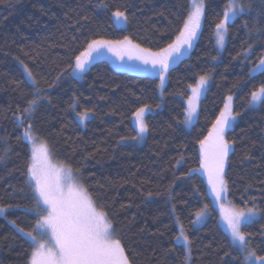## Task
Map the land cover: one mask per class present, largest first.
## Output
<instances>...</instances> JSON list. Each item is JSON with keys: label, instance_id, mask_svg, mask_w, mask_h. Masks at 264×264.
Masks as SVG:
<instances>
[{"label": "trees", "instance_id": "1", "mask_svg": "<svg viewBox=\"0 0 264 264\" xmlns=\"http://www.w3.org/2000/svg\"><path fill=\"white\" fill-rule=\"evenodd\" d=\"M204 3L197 38L188 55L169 68L160 92L158 79L138 68L129 73L98 60L76 78L69 61L97 36H128L153 50L164 47L183 26L191 0H0V206L7 209L0 215V264H26L29 242L9 222L25 231L35 222L26 214L34 204L26 175L30 149L13 116L33 93L24 70L42 89L56 85L46 96L51 103L40 105L31 121L33 134L47 141L56 161L78 169L80 182L108 206L137 264H181L187 250L175 239L180 224L192 240L196 264H221V259L239 264L209 196L199 141L231 95L240 115L225 133L230 144L235 141L225 165L227 200L238 208L255 204L264 217V108L248 103L264 83V73H251L264 57V0H241L245 12L229 22L221 53L215 24L227 0ZM117 8L127 10L124 28L111 18ZM201 75L210 82L195 123L187 128L186 99ZM145 104L152 111L145 116L144 142L122 140L136 134L132 114ZM85 110L90 116L82 127L75 114ZM205 205L207 219L195 227V213ZM262 230L260 218L244 228L258 255L264 254Z\"/></svg>", "mask_w": 264, "mask_h": 264}, {"label": "snow or ice", "instance_id": "2", "mask_svg": "<svg viewBox=\"0 0 264 264\" xmlns=\"http://www.w3.org/2000/svg\"><path fill=\"white\" fill-rule=\"evenodd\" d=\"M103 6L107 7V5ZM205 9L204 0H193L191 10L183 21V26L178 29L175 39L156 50L144 47L128 36L119 40L105 39L103 36L92 38L86 41L83 50L73 54L69 61V69L74 74L84 73L91 61L103 55L106 50L123 62L122 66L128 69H136L140 65L151 66L163 85L171 63L179 60L183 55L182 50L185 47L191 48L197 38ZM244 12L245 6L241 0H227L222 18L215 24L218 46L224 47L229 22L234 21ZM111 18L117 26L123 27L128 22L127 10L117 8L111 12ZM245 26H248L247 21ZM250 52L251 45L248 47V53ZM248 53L245 55L247 56ZM132 61H138L139 65L129 63ZM257 72L264 73V57H261L256 67L251 69L253 75ZM27 75L33 93L31 98H24V106L18 105L19 114L14 113L13 116L16 126L24 128L21 139L31 142L30 162L27 165L26 175L29 177L34 204L32 208L26 210V214L34 216L35 222L29 231L19 227L15 220L9 222L17 233L26 237L29 242L31 252L26 264H137V257L117 233L108 206L100 202V198L94 196L93 192L80 182L76 174L78 169H74L71 164L56 161L47 141L40 140L33 134L36 130L31 121L40 105L51 103L46 96H50V89L56 85L49 84L48 89H42L31 71H28ZM60 78L57 77V81ZM207 83L208 77L201 75L196 85L190 86L192 94L188 99L187 114L183 123L191 125L196 118L197 104ZM232 99L231 95L227 97L207 136L199 141L200 166L207 175L211 194L219 205L221 219L230 236V246L240 255L239 264H264V254H257L251 246V234L244 231L245 227L264 217L259 216L255 204L252 207L238 208L227 200L228 183L225 179V165L235 141L230 144L225 133L240 115L234 111ZM248 103L250 107L259 105L264 108V83L251 92ZM150 111L151 106L147 104L137 107L132 114L136 134L121 139L143 140L145 134L149 132L145 116ZM87 115V110L79 114L81 120ZM3 159L4 157H0V161ZM151 195L152 193H149V196ZM245 203L247 205V202ZM207 207L205 205L195 213L196 219L193 224H199L206 218ZM6 211L5 207L0 206V215ZM175 239L177 242L182 239L187 250L181 264H189V262L196 264L192 259V240L185 233L182 224ZM228 255L229 253L225 252V256ZM221 264H229V262L221 259Z\"/></svg>", "mask_w": 264, "mask_h": 264}, {"label": "rangeland", "instance_id": "3", "mask_svg": "<svg viewBox=\"0 0 264 264\" xmlns=\"http://www.w3.org/2000/svg\"><path fill=\"white\" fill-rule=\"evenodd\" d=\"M192 3H193V0H191V7H192ZM113 22H114L115 26L118 27V28H124V27H125V25H124L123 27L117 26V24L115 23L114 20H113ZM201 22H202V19H201ZM199 30H200V28H199ZM199 30H198V32H199ZM198 32H197V35H198ZM194 41H195V40H194ZM194 41H193V43H192V46H193V44H194ZM225 43H226V38H225ZM225 43H224V46H225ZM191 48H192V47H191ZM191 48H187V47H185V49L182 50V51H183V55L180 57V59H182L183 57H186V56L188 55V53L190 52ZM217 49H218V52L221 53V52L223 51L224 47L221 48L220 46L217 45ZM180 59H179V60H180ZM98 60H106V61L109 62L114 68H116V69L119 70V71H125V72H129V73H137V71H136L135 69H128L126 66H122L123 62L119 61L116 57H114L111 53H108L106 50L104 51V54H103V55L96 57L95 59H93V60L91 61V63H93V62H95V61H98ZM179 60H174V61L171 63V66L175 65ZM91 63H90V64H91ZM129 63H134V64L139 65V62H138V61H132V62H129ZM90 64H89V65H90ZM171 66H170V67H171ZM87 67H88V66H87ZM86 69H87V68H86ZM138 70L142 72L141 74H146V75H150V76L156 77V78L158 79V81H159V91L162 92L163 86H164L165 81H166L167 74H166V76H165V80H164L163 85H161V81H160L159 77H158V76L152 71L151 66H147V67H145V66H143V65H140V66L138 67ZM24 73H25L26 78L28 79L27 71L24 70ZM82 74H83V73L74 74V73H72V72L70 71V75L73 76V77H76V78H80V77L82 76ZM28 80H29V79H28ZM198 80H199V79H198ZM197 82H198V81H197ZM197 82H196V83H197ZM209 82H210V79L208 78V83H207L205 89H204L203 92H202V95H201V97H200V99H199V102H200L201 98L204 96V94H205V92H206V90H207V88H208ZM195 85H196V84H195ZM195 85H194V86H195ZM191 94H192V93H191V88H190V89H189V95H188V98L186 99V109H187V107H188V99H189V97L191 96ZM199 102H198V104H197V113H198ZM231 104H232V101H231ZM151 111H152V109H151ZM151 111H150V112H151ZM148 113H149V112H148ZM79 114H80V113H76V114H75V117H76L77 121L79 122V124H80L82 127H84V125H85V121L88 119V117L90 116V114L88 113L87 117H86L85 119H83V120H81ZM186 114H187V113H186ZM196 118H197V116H196ZM196 118L193 120V122H192L191 125H188V124H185V123H184L185 126H186L187 128H190V127L195 123ZM131 123H132V125H133V127H134L133 116H132V119H131ZM231 126H232V124H231ZM145 136H146V134H145ZM145 136H144V139H143V140H140V141H133V140H131V141H132L133 143H135V144H142V143L144 142V140H145ZM27 143H28V145H29L30 154H31V142H30V141H27ZM205 175H206V173H205ZM206 178H207V175H206ZM28 179H29V177H28ZM207 183H208V180H207ZM208 189H209V196H210V198H211L212 205L214 206V208L216 209V211H217V213H218L221 227H222V229L228 234L227 229H226V226H225V224H224V222L222 221L221 216H220V208H219V205L215 202V199H214V197H213L212 194H211V190H210L209 185H208ZM207 216H208V214L206 213V218H205L201 223H199V224H194V226H195V227H200V226L206 221ZM195 219H196V216H195V218H194V221H195ZM228 236H229V234H228ZM229 238H230V236H229ZM179 243H182V244H183L182 239L179 241ZM183 245H184V244H183Z\"/></svg>", "mask_w": 264, "mask_h": 264}]
</instances>
